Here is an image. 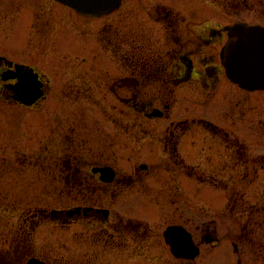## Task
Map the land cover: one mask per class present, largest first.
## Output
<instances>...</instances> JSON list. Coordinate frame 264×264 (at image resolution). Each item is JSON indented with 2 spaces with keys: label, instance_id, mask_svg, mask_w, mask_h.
Here are the masks:
<instances>
[{
  "label": "flooded vegetation",
  "instance_id": "obj_1",
  "mask_svg": "<svg viewBox=\"0 0 264 264\" xmlns=\"http://www.w3.org/2000/svg\"><path fill=\"white\" fill-rule=\"evenodd\" d=\"M53 3L61 6L34 14V38L25 42V57L14 56L19 39L10 44V53L0 52V98L43 111L53 80L40 63L49 57L48 46L53 50L69 37L64 15L73 21L70 16L77 12L93 20V73L104 70L110 79L96 81L93 93H111L124 112L137 111L142 136H121L125 158L136 157L127 169L113 160L114 150L107 154L113 144L109 136L104 137L107 150L86 157L75 124H51L44 144L28 157L44 170L51 157L58 163L56 206L29 205L16 213L0 264H26L33 257L51 264H208L209 259L264 264V178L257 199L242 193V186L256 183L264 171V151L242 146L235 112L227 134L215 115L219 101L213 102L243 89L227 74L226 49L239 39L233 29L238 22L264 25V0H123L108 13L93 15ZM72 32L82 37L87 30ZM30 68L43 93L27 105L18 99L17 85ZM191 102L205 107L190 111ZM130 142L137 143V152H129ZM22 154L27 153L11 154L17 168ZM197 167L204 181L194 177ZM194 184H199L195 199ZM50 225L61 257L51 256L35 238ZM172 227L186 233L187 247L173 250Z\"/></svg>",
  "mask_w": 264,
  "mask_h": 264
},
{
  "label": "rangeland",
  "instance_id": "obj_2",
  "mask_svg": "<svg viewBox=\"0 0 264 264\" xmlns=\"http://www.w3.org/2000/svg\"><path fill=\"white\" fill-rule=\"evenodd\" d=\"M60 6L53 3V0H0V52L9 51L10 53V44H15L19 39L21 46L14 56L25 57L28 54L25 51V42L34 38L30 36V32L33 33L31 22L34 14L39 11L51 13ZM56 13L63 15L64 12ZM29 16L30 19H27ZM70 18L73 21L64 15V20H67L66 26L69 28V37L64 39L60 47L55 46L56 48L51 50L52 46H48L45 55L48 54L49 57L45 59L46 63H40V68L47 72L48 78L53 80L51 93L41 107L43 111L31 110L20 104H11L0 98V252L9 248L10 243L6 241L9 236H5L9 235L15 227L14 222L21 210L28 208L29 205L56 206L58 163L55 164L54 158L51 157L48 161L50 166L44 170L43 164H33L35 160L28 157L35 146L44 144L41 140L47 138V131L51 124L56 122L66 126L75 124L77 134L79 132L82 140L83 156L88 157L90 154L91 157L93 152H96L98 156L103 149L107 150L104 137L109 136L113 144L107 154H112L110 151L114 150L112 157L119 166L131 169L133 160H136L134 155L125 158L121 143L126 133L135 136L136 139L142 136L143 128L139 122L142 117L131 108L127 113L124 112L122 110L124 104L111 93L104 91L93 93L96 81H103V83L110 81L109 77L102 75L104 70L98 69V75L93 73V20L81 19V15L77 12L71 14ZM81 28L86 29L85 33L89 34L83 33L82 37L80 34H73V29L75 32L80 31ZM55 38L53 36L50 39ZM81 46L86 51L79 53ZM64 89L67 91L65 92ZM218 97V100L213 101L214 103L219 101L220 105L218 108L220 111L215 115H219L220 123L223 124L226 133L230 134L227 131L234 128L232 119L235 112V120L238 123L235 131L236 134H240L242 146L248 145L247 150L254 153L264 151V90L241 89L236 91L235 95L226 93ZM199 105L191 102L187 106L190 111L197 112L198 109L205 107V105ZM179 108L182 113H185L182 111L183 108L187 110L185 104L180 105ZM210 112L214 114L211 110ZM203 115L213 118L209 115V111H205ZM105 118L111 120V124L105 122ZM16 150L27 153L17 159L22 166L19 168L11 155ZM132 151H138L137 143L130 142L129 152ZM143 153H145L144 150ZM245 154L247 155V152ZM140 156L144 157V155ZM195 169L192 172L196 174L198 167ZM45 177L50 180L47 181ZM194 177L204 181V176L202 177L199 173ZM262 178H264V171L259 174L256 183L244 184L242 193L248 191L252 194L250 197L257 199L263 189V185H260ZM198 187L199 184H194V199L198 196ZM193 206L196 213L198 208L196 203ZM27 211L31 212L32 209ZM37 232L35 238H38L41 244H45L44 248L50 251L51 256L61 257L62 252L57 249L56 243L57 231L52 230L50 225ZM208 261V264H217L214 259ZM231 263L235 264L233 261Z\"/></svg>",
  "mask_w": 264,
  "mask_h": 264
},
{
  "label": "water",
  "instance_id": "obj_3",
  "mask_svg": "<svg viewBox=\"0 0 264 264\" xmlns=\"http://www.w3.org/2000/svg\"><path fill=\"white\" fill-rule=\"evenodd\" d=\"M81 12L90 14L108 13L112 9L119 7L122 0H60ZM239 39L231 41L226 51V69L230 78L238 82L242 87L256 90L264 89V26L249 25L239 23L235 26ZM21 93L17 95L25 103L32 104L42 95L41 82L37 73L29 69L19 82ZM170 235L172 237L173 250L177 251L187 247L190 242L185 232H181L172 227ZM188 256L189 254H180ZM195 255V253L190 254ZM27 264H48L40 259L32 258Z\"/></svg>",
  "mask_w": 264,
  "mask_h": 264
}]
</instances>
